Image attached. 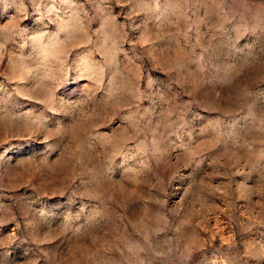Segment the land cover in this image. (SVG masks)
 <instances>
[{
  "label": "rangeland",
  "instance_id": "rangeland-1",
  "mask_svg": "<svg viewBox=\"0 0 264 264\" xmlns=\"http://www.w3.org/2000/svg\"><path fill=\"white\" fill-rule=\"evenodd\" d=\"M0 264H264V0H0Z\"/></svg>",
  "mask_w": 264,
  "mask_h": 264
}]
</instances>
